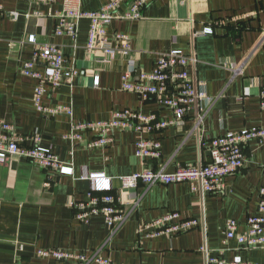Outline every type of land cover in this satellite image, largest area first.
I'll return each instance as SVG.
<instances>
[{
    "label": "crops",
    "instance_id": "crops-1",
    "mask_svg": "<svg viewBox=\"0 0 264 264\" xmlns=\"http://www.w3.org/2000/svg\"><path fill=\"white\" fill-rule=\"evenodd\" d=\"M130 0L117 13L127 10ZM107 0H80L85 12H98ZM59 1L48 5L35 0H0V122L10 124L24 137L39 135L40 146L69 163L72 175L44 170L26 159L13 157L0 163V264H76L52 257L40 258V250H58L96 255L114 264H205L201 251L216 257L222 251L227 262L249 261L264 264V249L246 250L235 240L223 244L228 220H235L238 232L246 230V219L257 212L259 190L264 188V146L252 141L243 149L245 163L225 180L219 193L192 192L189 184L169 186L142 184L122 190L118 178L142 170L208 163V142L228 132L264 127L259 93L264 89V0H153L139 20H112L108 37L126 34L131 41L134 72H150L161 54L179 50L196 59L190 77L208 96L202 108L192 107L181 124L154 132L114 133L112 143L89 149L93 136L80 132L81 140L71 143L64 136L72 123L108 120L114 112L130 110L167 119L170 113L153 99L141 101L120 90L127 60L118 55L109 65L95 62L100 51L86 50L90 23H78L76 41L56 36ZM16 16V17H15ZM28 16V17H27ZM205 28L211 34L201 35ZM37 44L57 45L65 66L77 75L64 80L54 91L45 88L46 107L70 106L72 116L38 113L32 99L37 82L20 73ZM240 75L234 76L235 70ZM35 70L44 73L42 65ZM99 85L93 86L94 77ZM199 122L195 128L196 122ZM137 139H158V160L135 156ZM205 143L200 147V143ZM27 145H31L28 141ZM72 152V155L70 154ZM104 174L110 179L109 193L118 210L127 215L113 232L102 216L84 224L75 219L70 203L88 201L89 182L82 172ZM198 226L177 235L146 238L138 228L170 213Z\"/></svg>",
    "mask_w": 264,
    "mask_h": 264
},
{
    "label": "built area",
    "instance_id": "built-area-1",
    "mask_svg": "<svg viewBox=\"0 0 264 264\" xmlns=\"http://www.w3.org/2000/svg\"><path fill=\"white\" fill-rule=\"evenodd\" d=\"M35 1L48 5L55 1L61 3V12L56 15L57 22L54 31L56 36H67L76 41L78 23L81 20L89 21L86 50L90 54L95 51L101 53L100 57L95 58V62L109 65L118 55L125 57L128 66L121 76L120 90L136 94L143 102L153 99L170 113L169 118L159 120L153 114L142 115L130 110H122L114 112L106 121L72 123L69 133L64 136L71 143L80 141V132L85 131L93 136L87 145L88 148H102L112 143L114 133L117 131L153 134L181 124L184 116L192 107L202 108V103L208 96L190 77L189 69L194 68L196 64L193 56L185 55L179 50L161 54L150 72L139 73L138 82H132L130 78L134 72V65L130 59L132 52L130 38L123 33L108 37L106 27L112 20H139L143 9L153 0H130L123 14L117 13V10L120 4L127 0H107V4L98 12L82 11L80 0ZM211 33L210 28H205L200 34ZM27 43L33 46L32 57L21 65L20 73L37 82L32 99L36 111L42 115L67 114L71 117L70 106L49 108L43 104L42 97L45 88L51 91L56 90L64 80H72L77 75V71L65 66V58L57 45L37 44L33 36L27 39ZM37 65L43 66L44 73L35 70ZM240 74L239 69L234 71V76ZM98 85L99 78L96 76L93 79V86ZM259 106L264 111V89L259 93ZM199 122L200 119L196 122L195 128ZM28 141L31 142L30 146L26 144ZM252 141L264 146V127L228 132L212 138L208 142L210 163L178 167L173 172H167L163 167L155 170H142L130 176L118 178L121 189L134 190L140 184L150 187L158 184L169 186L185 183L189 184L191 191L195 193L222 192L226 178L243 167L245 163L243 149ZM40 142L39 135L24 137L17 134L12 125L0 122V163L17 157L26 159L44 170L60 175H72L71 165L61 161L49 149L40 146ZM204 146L205 143L201 142L200 147ZM134 148L135 156L141 160L155 161L161 156V142L158 139H137ZM70 154L72 155V152ZM81 179L87 180L90 188L87 202L70 203V206L75 209V219L87 224L91 217L102 216L105 225L113 232L124 222L127 215L118 210L115 197L109 194L110 179L104 174L86 171L82 172ZM259 197L257 212L246 219L244 232H238V224L235 220L226 222L223 244L226 245L229 241L235 240L238 246L246 250L264 249V188H260ZM197 226L196 220H183L177 212H170L139 227L138 232L144 233L146 238H154L163 234L172 236L185 233ZM201 251L205 256V264H257L236 260L227 262L222 257V251L216 257L209 256L205 248ZM37 255L40 258L52 257L58 261H69L76 264H114L96 255L86 256L81 253L58 250H40Z\"/></svg>",
    "mask_w": 264,
    "mask_h": 264
},
{
    "label": "water",
    "instance_id": "water-1",
    "mask_svg": "<svg viewBox=\"0 0 264 264\" xmlns=\"http://www.w3.org/2000/svg\"><path fill=\"white\" fill-rule=\"evenodd\" d=\"M210 162H211V160L208 163H210Z\"/></svg>",
    "mask_w": 264,
    "mask_h": 264
},
{
    "label": "trees",
    "instance_id": "trees-1",
    "mask_svg": "<svg viewBox=\"0 0 264 264\" xmlns=\"http://www.w3.org/2000/svg\"><path fill=\"white\" fill-rule=\"evenodd\" d=\"M110 194V193H109ZM111 195V194H110Z\"/></svg>",
    "mask_w": 264,
    "mask_h": 264
}]
</instances>
